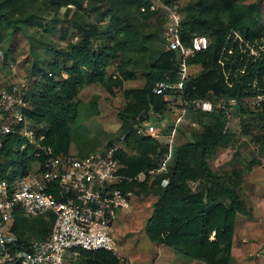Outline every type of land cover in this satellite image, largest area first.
Returning <instances> with one entry per match:
<instances>
[{
    "label": "trees",
    "instance_id": "obj_1",
    "mask_svg": "<svg viewBox=\"0 0 264 264\" xmlns=\"http://www.w3.org/2000/svg\"><path fill=\"white\" fill-rule=\"evenodd\" d=\"M85 1L0 0V42L19 32L29 35L26 28L32 23V13L38 9V4L41 7L51 6L52 10L68 5L81 9ZM106 1L111 7L102 13L110 20L106 29H102L99 22L88 25L76 23L79 37L76 43H70L63 50L47 46V51L55 52V58L44 60L46 67L35 60L32 72L41 79L34 87L28 85L25 90L31 105L26 110V116L35 128V138L40 145L49 147L53 156L68 155L73 144L71 125L78 117L80 102L77 97L80 90L95 81H101L107 87L115 82V87L123 90L126 99L125 107L118 114L122 121V133H126V146L131 148V152L119 151L125 165L122 171L135 176L141 171L158 168L165 154L171 150L167 172H160L152 181L149 174L143 182L132 181L121 185L134 194L142 189L146 194L157 196L153 212L145 225L148 237L205 264H232L238 214L251 217L254 208L243 195L244 177L241 172L236 174L237 178H229L215 172L209 162L219 148L229 146V104L211 113L196 108L203 132L190 142L170 148L158 137L138 135L136 130L143 114L146 117L149 114L163 115L169 110L168 101L154 93L153 88L158 81L177 79L179 54L168 50L166 43L165 47L152 46L149 41L155 34H145V25L137 24L127 12L118 9L131 6L137 8L146 19L156 16L162 30L165 17L150 10V0ZM168 1L184 9L181 24L184 43L189 44L197 34L207 35L211 40L207 50L189 60L190 65L200 69L186 80L182 90L183 100L187 104L194 107L193 99H210L211 96L218 100L224 97L226 102L235 98L242 104L244 98L255 92V78L258 79L256 88H264V54L257 61L249 62L246 73L239 74L237 78L232 74L226 81L232 57L237 54L236 51H228L234 34L239 32L248 40L264 37V0ZM37 25L42 26L40 22ZM43 28V35L57 31L56 24L52 28ZM38 39L33 37L32 40L37 41L36 44L48 45ZM98 40H107L109 44L97 46L94 42ZM223 49L231 57L230 61L224 59L226 66L221 60ZM132 53L137 54L136 66L131 63ZM111 65L115 68L113 73L108 74L107 69ZM244 65L245 62L240 66ZM237 66L239 64L236 62L234 69ZM140 78L145 79L143 86H124L125 81ZM113 91L110 90L112 94ZM244 105L243 111L249 113L246 129L250 130L253 126L250 122L262 126L264 110L258 111ZM25 141L20 135L5 139L2 152L5 162H0V176L12 180L17 175L26 174L34 162H40L44 167L49 156L29 142L22 148ZM110 145L111 142L107 146ZM257 162L250 160L245 162V166L252 169ZM9 166L18 167L11 176L8 174ZM164 178L168 180L165 186L161 183ZM21 213L16 215L13 228L24 246L31 239H44L49 234L53 217L37 216L31 221L32 218ZM73 264H121V258L117 253L106 250H80Z\"/></svg>",
    "mask_w": 264,
    "mask_h": 264
},
{
    "label": "built area",
    "instance_id": "obj_2",
    "mask_svg": "<svg viewBox=\"0 0 264 264\" xmlns=\"http://www.w3.org/2000/svg\"><path fill=\"white\" fill-rule=\"evenodd\" d=\"M150 10L165 17L163 28L166 47L179 54L177 79L158 81L153 88L154 93L162 95L167 101L173 95L179 98L183 109L174 118L177 126L189 105L183 100L182 90L186 80L196 75L191 69L195 66L190 65L189 60L207 50L211 40L207 35L197 34L189 44L184 43L181 36L183 14L177 3L150 0ZM235 35L228 51H236L237 54L226 73V81L232 74L237 78L239 74L246 73L249 62L257 61L264 54L263 38H242L238 44L237 37L240 38V34ZM225 49L222 54L227 52ZM238 56L245 65L242 67L241 63L234 69ZM257 84L258 79L255 78V92L247 97V103L255 110L263 111L264 88H256ZM26 88L25 82L0 84V162L3 160L5 139L13 135L26 139L22 148L29 142L49 158L44 167L40 162H34L26 174L17 175L12 180L0 176V264H73L80 250L116 252L118 245L113 225L134 196L133 191L125 190L121 185L132 181L143 182L149 174L167 172L171 150L165 154L158 168L141 171L135 176L122 171L125 165L119 151L127 149L126 133H122L116 143L82 157L74 153L53 156L52 150L40 145L35 138V128L26 116V110L31 108L25 95ZM192 102L205 113L226 108V103L229 108L238 104L235 98L227 102L203 98L193 99ZM150 115V119L137 125L138 135L157 137V127H163L168 117L167 113ZM161 183L165 186L168 180L164 178ZM19 212L28 217H53L54 223L49 234L44 239H31L24 246L13 228Z\"/></svg>",
    "mask_w": 264,
    "mask_h": 264
},
{
    "label": "rangeland",
    "instance_id": "obj_3",
    "mask_svg": "<svg viewBox=\"0 0 264 264\" xmlns=\"http://www.w3.org/2000/svg\"><path fill=\"white\" fill-rule=\"evenodd\" d=\"M44 6L41 7L38 4L36 6L38 9H35L32 13V23L26 28L30 32L29 35L26 32H19L14 35H9L7 39L0 42L1 85H8L13 82H25L27 86L34 87L41 79L32 72L35 60L41 66L46 67L43 61L53 60L55 58L53 55L55 52L50 51V49L47 51V46L54 47L56 50H63L70 43H76L79 40L77 35L78 29L75 27L76 23L88 25L99 22L102 29H106L110 24L109 18L103 17L102 14L111 8L106 0H86L81 9L76 8L74 5H68L54 10H52L51 6ZM118 9L127 12L130 18L136 21L137 24L141 26L145 25V34H155V37L149 41L152 46H158V48L165 47V30L164 28L162 30L159 28V20L156 16L146 19L140 15L137 8L131 6L119 7ZM182 12L184 13V9H182ZM37 22H40L42 26L37 25ZM54 24L57 25V31L44 33L43 35V27L52 28ZM33 37L39 38V42L48 45L36 44L37 41L32 40ZM235 37L236 35L234 34ZM240 38L237 37L238 44H240L242 38L245 39L242 34H240ZM94 43L97 46L100 44H109L107 40H98ZM222 52V56L220 55L221 60L223 66H226L227 63L224 59L230 61L231 57L227 53L222 54ZM130 58L131 63L136 66L137 54L132 53ZM232 58H235V55ZM235 60L238 64L244 62L240 56ZM68 64L71 65V63ZM114 68V65H111L107 69L108 74L113 73ZM191 69L193 73L197 74L200 68L195 66ZM144 82L145 79L143 78L129 80L124 82V86L141 87L144 85ZM111 89L114 90V94L110 92ZM219 98L225 99L224 97ZM77 99L80 102L77 112L78 117L76 122L71 125L73 148L75 149L76 147L77 149L73 153L82 157L90 152L103 149L109 142L116 143L122 133V121L118 113L126 105L123 90L115 87V82L109 83L107 87L101 81H95L82 87ZM210 100L217 101L218 98L211 96ZM247 101L248 99L246 97L243 99L242 104L238 103L233 108H229V123L227 126L229 135L231 136L229 146L219 148L209 162L215 172L225 174L226 177L237 178L236 174L240 172L243 175L242 192L249 199L250 204L254 208V213L251 217L245 215L240 216L238 214L239 218L236 221L237 238L235 251L242 264H264V120L262 121V126L259 124L254 125L256 122H250L253 126H251L250 130L246 129V125L249 122L247 120L249 113L243 111V107L245 108L244 103L248 105ZM168 103V117L165 119L163 127H157L156 136H159V140L164 144L171 145H181L195 140L203 132L202 127L198 123L199 112L196 110V107L187 105L182 121L176 126L174 124V118L178 115L179 110L183 109L182 103H180L176 95L169 97ZM141 117L143 121L150 119L151 115L149 114L146 117L143 114ZM4 160L5 158L2 161L5 162ZM250 160H258V164H255L252 169H248L245 166ZM7 169L8 174L11 176L13 175L11 172L17 171L18 167L9 166ZM157 174H150L151 181ZM152 195L154 194H146L142 189H139V193L134 194L133 201H137L141 206L142 211L139 213L140 217L128 221L127 225L122 222V225L126 226V230L128 229L127 236L132 237L134 235L137 237L138 243L136 246L133 245L132 249L144 252L142 257H145V254L148 255L149 252L153 251V246L150 243H146L145 239H143L145 237V229H142L145 214L150 210V201L148 200L153 198ZM21 214L26 216L24 213ZM30 218H32L31 221L35 220V217ZM122 237L124 239L126 236ZM117 242L119 250H121V245L125 247V241L117 239ZM121 264H128V262L121 260ZM232 264H237L235 255Z\"/></svg>",
    "mask_w": 264,
    "mask_h": 264
},
{
    "label": "crops",
    "instance_id": "obj_4",
    "mask_svg": "<svg viewBox=\"0 0 264 264\" xmlns=\"http://www.w3.org/2000/svg\"><path fill=\"white\" fill-rule=\"evenodd\" d=\"M198 67V66H196ZM159 138V136H157ZM73 144L71 147V152L73 153L75 151H77L76 147L75 149L73 148ZM131 149V148H130ZM129 148H127L125 151L127 152H131ZM152 199L148 200L150 201V210L147 211L148 213L145 214V217L143 219V227L142 229H145V237L143 239H145L146 243H150V245L153 246V251L149 252L148 255L145 254V257H142V254L144 252H140L139 250H133L132 247L133 245L136 246V244L138 243V239L136 236L132 235V237H128V229L126 230V226L122 225V222L126 223L125 225H127L128 221H132L133 219H137L138 217H140V211H142L141 206L136 202L133 201V198L131 200V202L133 201V203L128 207H125L124 209L121 210V212L119 213L114 225H113V232H114V236L116 238V240H123L125 247H123L121 245L119 250V245H118V249L116 251V253L118 254V256L121 258V260H126L128 262V264H205L202 261H198L196 259H192V258H186L184 254L174 250L172 247L164 244V243H160V242H156V241H152L146 232V221L149 218V216L152 214L153 212V204L157 199L156 195H152ZM147 201V202H148ZM240 216L243 214H239ZM239 215L237 217V219L239 218ZM124 230V232H122ZM237 233V232H236ZM122 236H126L124 239ZM236 238H237V234L235 235V239H234V244L232 247V253L236 256V260H237V264H242V262L239 260V256L235 251V242H236ZM144 242V243H145ZM146 248V247H145ZM126 249V250H125ZM151 249V248H150ZM120 251V252H119ZM183 255V256H182Z\"/></svg>",
    "mask_w": 264,
    "mask_h": 264
},
{
    "label": "clouds",
    "instance_id": "obj_5",
    "mask_svg": "<svg viewBox=\"0 0 264 264\" xmlns=\"http://www.w3.org/2000/svg\"><path fill=\"white\" fill-rule=\"evenodd\" d=\"M170 146V145H169ZM172 146V145H171ZM116 253V252H115Z\"/></svg>",
    "mask_w": 264,
    "mask_h": 264
}]
</instances>
